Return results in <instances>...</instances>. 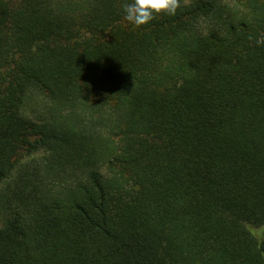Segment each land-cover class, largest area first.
I'll return each mask as SVG.
<instances>
[{
  "label": "trees",
  "instance_id": "16d2710c",
  "mask_svg": "<svg viewBox=\"0 0 264 264\" xmlns=\"http://www.w3.org/2000/svg\"><path fill=\"white\" fill-rule=\"evenodd\" d=\"M120 6L0 0V264H264V0Z\"/></svg>",
  "mask_w": 264,
  "mask_h": 264
},
{
  "label": "clouds",
  "instance_id": "9594fccd",
  "mask_svg": "<svg viewBox=\"0 0 264 264\" xmlns=\"http://www.w3.org/2000/svg\"><path fill=\"white\" fill-rule=\"evenodd\" d=\"M185 4L186 0H121L120 7L123 20L135 30L161 16L175 17ZM255 43L259 46L261 39L257 38Z\"/></svg>",
  "mask_w": 264,
  "mask_h": 264
},
{
  "label": "rangeland",
  "instance_id": "374dc122",
  "mask_svg": "<svg viewBox=\"0 0 264 264\" xmlns=\"http://www.w3.org/2000/svg\"><path fill=\"white\" fill-rule=\"evenodd\" d=\"M38 100V99H37ZM36 103V105L38 104L37 102H35ZM39 105H41V103L39 104ZM32 105L30 104V106L28 105V110L26 111V115L28 116V117H30L31 119H36L35 117H36V115L35 114H32ZM39 109V108H38ZM253 232H254V234L257 236V237H262L263 235H264V227H261V228H253V227H251L250 228Z\"/></svg>",
  "mask_w": 264,
  "mask_h": 264
}]
</instances>
